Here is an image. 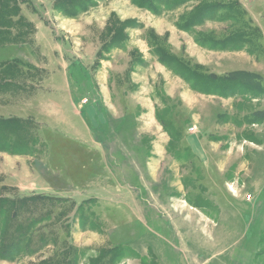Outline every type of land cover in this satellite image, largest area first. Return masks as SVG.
Segmentation results:
<instances>
[{
	"label": "rangeland",
	"instance_id": "obj_1",
	"mask_svg": "<svg viewBox=\"0 0 264 264\" xmlns=\"http://www.w3.org/2000/svg\"><path fill=\"white\" fill-rule=\"evenodd\" d=\"M201 1L159 15L130 0L19 1L0 119H27L30 141L0 151V198L38 196L18 215L38 222L30 252L0 264H264V0ZM211 4L228 11L192 26ZM237 29L240 49L196 42Z\"/></svg>",
	"mask_w": 264,
	"mask_h": 264
},
{
	"label": "trees",
	"instance_id": "obj_2",
	"mask_svg": "<svg viewBox=\"0 0 264 264\" xmlns=\"http://www.w3.org/2000/svg\"><path fill=\"white\" fill-rule=\"evenodd\" d=\"M19 1L21 0H0V45L4 43H15L18 37H21L25 34V30H22L24 27V19L20 15V7ZM141 8H145L149 10L151 13L155 15L161 14L164 10L175 9L181 5H185L186 3L192 0H130ZM203 1V0H202ZM201 1V2H202ZM205 2L200 4L201 7L205 6ZM228 3V2H227ZM224 3V4H227ZM211 8L206 9V12L195 17L190 23L192 26L199 25L197 22L202 20V17L210 14L206 19L217 18L216 14H218L222 9L218 4H211ZM88 8V7H86ZM82 7L77 5L75 7L74 13L63 10V13L67 16L77 15L78 12L82 11ZM86 9H84L85 11ZM212 10V12H211ZM228 9H224V12H227ZM234 22V21H233ZM186 25L181 26V28L187 30V27L190 26L188 22H184ZM188 25V26H187ZM187 26V27H186ZM18 28V29H17ZM15 31L13 33L12 31ZM231 38L225 39L223 41H215L208 40L203 37H197L196 42L203 47H209V49L213 50H232V49H240L243 46L241 43L243 40L247 41V45L250 42L248 34L242 36V30L237 29V31H233ZM245 43V42H244ZM238 44H240L238 46ZM18 60L13 59L11 62L8 60L0 61V90H5L9 87L11 82L13 81L16 74L19 72L17 67ZM167 67H171L177 74H179L185 81L189 79H193V73L186 66L179 65L176 61H171V63L166 62ZM233 74H237L238 77H235L238 81L241 77V73H229L225 75L228 79H232L231 83H233L232 77ZM188 77V78H187ZM224 77V76H220ZM239 78V79H238ZM236 81V82H238ZM189 82V81H187ZM208 83V82H207ZM244 83V80L240 82ZM238 85H241V84ZM209 84V83H208ZM235 84V83H234ZM237 84V83H236ZM212 87L207 88V91L213 90L214 93L220 94L221 91H229L234 90L236 86L233 87L230 85H225L222 89H211L215 84L211 85ZM238 87V86H237ZM217 91V92H215ZM205 92V91H200ZM224 94V93H221ZM236 94V92H235ZM29 121L26 119L19 118H8V119H0V151H8L15 153L13 149L16 146V143H21L22 146H26L28 141H30V133L28 132ZM38 196H30L23 197L21 199H7L0 198V259H14L19 255L30 252L31 248L29 247V243L31 242L32 237V229L33 226L38 222L37 218L32 217V219H27L25 221H21L18 219L19 212L22 210L32 211L34 208V204H36V200H38ZM33 205V207H31ZM31 208V209H29ZM41 221V220H40ZM69 255L67 256V258ZM103 257V256H102ZM54 259H64L60 254V257H55ZM95 259V258H93ZM61 263L60 260H51L41 261L38 264H58ZM64 264H67L64 262ZM91 264H105L103 262L91 261Z\"/></svg>",
	"mask_w": 264,
	"mask_h": 264
},
{
	"label": "crops",
	"instance_id": "obj_3",
	"mask_svg": "<svg viewBox=\"0 0 264 264\" xmlns=\"http://www.w3.org/2000/svg\"><path fill=\"white\" fill-rule=\"evenodd\" d=\"M254 248H255V247H254ZM197 255L199 256L200 254L198 253ZM198 256H197V257H198ZM199 259H200V256H199Z\"/></svg>",
	"mask_w": 264,
	"mask_h": 264
}]
</instances>
